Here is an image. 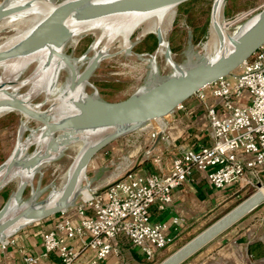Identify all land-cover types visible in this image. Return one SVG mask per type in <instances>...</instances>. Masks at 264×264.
Instances as JSON below:
<instances>
[{
    "label": "water",
    "instance_id": "water-1",
    "mask_svg": "<svg viewBox=\"0 0 264 264\" xmlns=\"http://www.w3.org/2000/svg\"><path fill=\"white\" fill-rule=\"evenodd\" d=\"M185 1L188 0H66L55 5L50 12L34 24L24 37L1 48L0 65L46 48H52L56 55L62 57L73 70L72 85L74 86L77 79L76 62L80 59L71 57L62 51L74 36V32L67 24L69 19L90 21L126 13L147 14L176 6ZM216 4L217 0L214 2L213 10ZM9 15L5 14L0 19ZM229 41L232 49L226 54L215 60L202 57L203 59L186 66L185 69L176 63L173 74L161 80L156 79L157 74H155L153 80L150 79L141 91L123 100L108 101L97 95L80 94L73 102L76 111L59 118L52 113L50 106L42 109L48 100L32 105L28 100L11 92L7 83H1L0 91L4 94V97L0 98V111L3 110L1 113L17 111L27 119L38 122L40 142L34 140L35 134L29 135L23 141L26 129L22 131L23 125H21L15 149L11 156L0 165V168L4 167L0 175V192L17 175L21 176L16 191L0 208V243L26 225L62 213L74 205L81 195L82 175L85 174L94 156L108 144L139 129L154 118L166 117L199 90L240 68L264 43V9L258 14L255 22L240 35L230 34ZM51 59L48 58V61ZM102 60L103 57L96 53L81 72V80L89 82ZM102 129H108L109 132L84 147L55 202H51L50 195L38 201L40 190H33L31 198L24 199L30 179L40 171L44 163L54 159L65 148L80 140L87 133ZM35 143L39 146L32 153H28L27 149ZM135 171V169L131 170L127 175ZM263 202L264 185H259V189L254 193L159 264L183 263Z\"/></svg>",
    "mask_w": 264,
    "mask_h": 264
},
{
    "label": "rangeland",
    "instance_id": "rangeland-1",
    "mask_svg": "<svg viewBox=\"0 0 264 264\" xmlns=\"http://www.w3.org/2000/svg\"><path fill=\"white\" fill-rule=\"evenodd\" d=\"M8 1L12 0H0V5ZM64 1L66 0H51V4L55 6ZM214 2L215 0H188L176 6L147 14L115 16L118 18V21L113 16L114 19L111 17L110 19L107 18L109 22H112L109 29L86 30L78 35L74 33V36L64 46L62 51L71 57L80 59L78 63L80 72L87 67L91 58L98 51L105 49L106 46L109 54V56L100 62L90 77V85L86 86L83 91L76 93V95L82 93L97 95L99 98L109 101L123 100L133 93L141 91L150 81L152 71L151 60L153 58H155L158 70L156 79L161 80L173 74L175 72L173 65L168 64L167 58L158 52L160 48L158 35L153 32L143 34V31L152 26L154 21V24L157 22L166 29L165 40L168 42L171 57L175 63L188 66L203 59L202 57H213L217 51L206 50L204 45L211 37L210 25ZM263 9L264 0H224L221 19L222 22L224 21V25L228 27L229 32L237 36L255 22L258 14ZM9 16L0 19V49L19 39L37 21H31L29 16L23 14ZM130 18L133 20H129ZM121 19H123V22ZM126 20H129L130 23L138 21L129 39L132 45L130 51L125 50L123 47L124 39L120 34L121 32L117 34L112 33L116 30L119 31L123 25L122 23ZM112 35L113 38L111 39ZM93 45H95L94 48ZM222 48V53L231 50L229 44H225ZM37 54L40 55L39 53ZM26 59L20 61L16 67L1 64L0 84H14L11 86V89L21 98L28 100L32 105H38L48 100L42 106V109L53 106L52 112L56 117L71 113L73 110L65 104L64 98H62L65 93L68 97L74 95L65 91L69 73L65 69H61L58 76H55L53 68H51L53 65L46 66L44 64L46 58L42 56L29 58V61L28 58ZM240 71V68H238L232 75H237ZM245 95L247 94L245 93ZM15 119L18 120V116H15ZM21 122L22 127L26 129L23 141L29 135L39 132L38 128L40 124L38 122L29 120L24 116L21 117ZM86 143L87 141L80 140L74 142L54 159L43 165L42 169L30 179V184L24 193V199L29 200L33 190H40L37 198L38 201L46 199L54 191L58 190L67 178L69 171H71L70 168H72ZM35 144L27 149L28 153H32L39 146L38 143ZM106 147L100 150L94 158L98 154H101ZM120 154L121 157L125 155V152ZM94 158L86 170V176L81 181L80 188H85L88 184L87 177L90 178L93 175ZM119 165L126 168L129 167L124 164L122 158L121 160L118 158L112 164H108L109 167L103 170L114 171V167ZM19 180V177L13 179L2 189L0 192V208L7 198L16 191ZM91 185L92 187H96L92 183ZM234 188L223 189V191L228 190L232 191V193L219 206V211L214 216L211 218L208 216L203 217L193 226L189 233H185L181 238L175 239L150 264H159L192 237L196 236L219 217L227 213L228 210L257 190V188L245 190L239 186ZM262 207H264V202L258 208Z\"/></svg>",
    "mask_w": 264,
    "mask_h": 264
},
{
    "label": "built area",
    "instance_id": "built-area-1",
    "mask_svg": "<svg viewBox=\"0 0 264 264\" xmlns=\"http://www.w3.org/2000/svg\"><path fill=\"white\" fill-rule=\"evenodd\" d=\"M240 70L194 94L206 107L211 144L184 148L168 172H134L111 184L106 195L91 191L90 198H81L77 204L78 221L65 218L56 222L42 235V252L25 255V264H38L52 253L58 255V264H99L117 252L112 241L121 236L154 261L175 240L167 231L172 225L178 226L180 219L156 222L151 207L158 203L165 209L172 202L174 189L186 183L194 169L205 172L216 189L239 186L250 190L264 185V43ZM157 135L154 132L152 137ZM154 161L159 163L161 157ZM75 239L94 250L89 261L70 244ZM14 242L7 238L0 249L6 250Z\"/></svg>",
    "mask_w": 264,
    "mask_h": 264
},
{
    "label": "crops",
    "instance_id": "crops-1",
    "mask_svg": "<svg viewBox=\"0 0 264 264\" xmlns=\"http://www.w3.org/2000/svg\"><path fill=\"white\" fill-rule=\"evenodd\" d=\"M244 96L247 98V95ZM15 116H18V120ZM22 116L17 111L0 114V165L15 149ZM160 120L149 121L139 129L111 142L94 158L93 175L87 177V185L92 183L96 186L92 191L99 190L106 195L111 184L124 179L128 172L134 169L139 174L168 172L181 150L187 147L199 148L213 141L206 107L195 95L184 102L183 108L176 109L169 117ZM162 129L165 130L164 133ZM154 132L158 133L155 139L152 137ZM123 152L125 155L120 157ZM157 156L161 157L159 163L154 161ZM118 158H122L124 164L129 167L119 165L114 167V171L103 170ZM234 187L237 186L227 189ZM231 193L232 191L214 188L205 172L194 169L189 180L174 189L172 202L165 209H160L158 203L152 205L151 216L156 222L168 223L178 217L180 224L172 225L167 234L174 239L181 238L203 217L214 216ZM81 198L82 194L66 211L28 224L13 233L10 237L15 242L6 250L0 249V264H25V255L40 254L43 250L44 232L52 230L56 222L65 218L78 221L77 204ZM112 243L117 252H112L99 264H150L155 261L147 259L141 250L133 247L125 237H118ZM70 244L83 252L82 258L86 261L95 254L94 250L83 246L81 239L72 240ZM59 262L58 255L52 253L49 258L40 259L38 264ZM181 264H264V207H257Z\"/></svg>",
    "mask_w": 264,
    "mask_h": 264
},
{
    "label": "bare ground",
    "instance_id": "bare-ground-1",
    "mask_svg": "<svg viewBox=\"0 0 264 264\" xmlns=\"http://www.w3.org/2000/svg\"><path fill=\"white\" fill-rule=\"evenodd\" d=\"M102 1H106V0H102ZM223 2H224V0H217V4H216V6H215V8L213 10V13H212V20H211V25H210L211 37L204 45V48L206 50H211L213 52L217 51L216 54L213 57H209V58L207 56L205 57V58H208L209 60H215L219 56H221L223 54H226L228 51L225 52V53L221 52L222 49H223L222 47H224L225 44H229L231 46V49H232V45L230 44V41H229V35L231 33L229 32L228 27L226 25H224V21L222 22V19H221V10H222V7H223ZM53 8H54V5L51 4V0H12V1H8V2L0 5V17L4 16L5 14L6 15L10 14V16H12L14 14H23V15L29 16L31 21H34V20L38 21L41 18H43L48 12H50ZM129 14H139V13H126V14L114 15V17L115 16H122V15H129ZM110 17L112 19H114L113 16H110ZM110 17H104V18L90 20V21H75L73 19H69L67 24L70 27V29H72V31L76 35H78V34L83 33L86 30L90 31V30H98V29H100V30L101 29L102 30L103 29H109L110 28V24L112 23V22L108 21V19H110ZM115 18L118 21V18L117 17H115ZM121 20L123 22V19H121ZM129 20H133V19L130 18ZM129 20H126V21H124V23H122L123 25H122V27L120 28L119 31L116 30L115 32H112L113 34H117V33L121 32L120 34L122 35V37L124 39L123 47L127 51H130V48L132 47V45L130 44L129 39H130V36L133 33V31H134V29H135V27L137 26V23H138V21L136 23L135 22H131L130 23ZM154 22H153L152 26L148 27L147 29H145V31H143V34L148 33V32H153V33H156L159 36V38H160V48H159V51H158L159 54L164 55L167 58L168 62H169L168 64H171V65H173V67H175L176 63L172 60V57L170 56L168 42L165 40L166 29H164L161 26V24H159L157 22L154 24ZM30 30H31V28H30ZM30 30H28L20 38L24 37ZM231 35H236V34L232 33ZM142 36H144V35H142ZM112 38H113V35H112L111 39ZM19 39H17V40H19ZM14 42H12V43H14ZM12 43H10V44H12ZM94 47H95V45H93V48ZM218 50H220V51L218 52ZM37 53H39L40 55H38ZM97 53L100 56H102L103 59L106 58L107 56H109L107 46H106L105 49L100 50ZM36 56H42V57L46 58V61L44 63L46 66L47 65L49 66L50 64L53 65L51 68H53V73H54L55 76H58V74H59L61 69H65L69 73L68 81L66 80L67 84H66L65 91L68 92V93L74 94V95L68 97L66 95V93H65L62 96V98H64L65 104L69 108L71 107V109L73 110L72 112L76 111V108H75L73 102H74V100H76L78 98V96L80 94H82V93H80L79 95H76V93L83 91L86 86L90 85V83L87 80H81V78H80L81 77V72L79 71V66H78L79 62H76V69H77L76 78L77 79H76V83H75L74 86L72 85L73 70L62 59V57L56 55V53L53 51L52 48L43 49V50L38 51V52H36V53H34L32 55L11 60V61H9V62H7L5 64L10 66V67H16L20 63V61H22V60L24 61L26 58H28V61H29L30 60L29 58L32 59V58H35ZM48 58H52V59L50 61H48ZM151 62H152L151 79L153 80V78H154L155 74H157L158 70H157V65H156V62H155V58H153L151 60ZM23 64H25V63H23ZM179 65H180L181 68H184V69L186 68V65H183V64H179ZM7 84L9 85L8 89L11 92H13L14 94H16L11 89V86H13L14 84H10V83H7ZM2 97H4V94L0 91V98H2ZM51 109H53V106L51 107ZM1 112H3V110H1L0 113ZM169 116H170V114L167 115L166 117H169ZM57 118H59V117H57ZM151 121H158L159 122L161 120H160V118H154ZM24 129H25V127H22V131H24ZM108 132H109L108 129H102V130L94 131V132H91V133H87L86 135H84L80 139V141H87L86 145H88V144L98 140L99 138L103 137ZM34 140H36L37 142H40L38 133H36L34 135ZM21 143H20V145H22ZM41 143L43 144L42 141H41ZM79 157H80V154L77 157L76 161L74 162L72 168H70L71 171H69V174H68L67 178L65 179V181L63 182L62 186L58 190L54 191L53 194L51 195V198H50L51 202H55L58 199V197L60 196L61 191L64 188V186H65V184H66V182H67V180H68V178H69V176H70V174H71L76 162L78 161ZM3 168L4 167L0 168V175L3 172ZM85 176H86V172H85V174L82 175L80 181H82ZM17 177L20 178L21 176L17 175L15 178H17ZM92 189H94V187H92L91 183L89 185H87L85 188H81L80 191H81V194H82V198H85V199L90 198V196L92 194L91 193ZM34 193L38 194V193H36V191H34ZM35 194L33 196H35Z\"/></svg>",
    "mask_w": 264,
    "mask_h": 264
},
{
    "label": "trees",
    "instance_id": "trees-1",
    "mask_svg": "<svg viewBox=\"0 0 264 264\" xmlns=\"http://www.w3.org/2000/svg\"><path fill=\"white\" fill-rule=\"evenodd\" d=\"M108 101H109V100H108ZM251 193H252V192H251ZM238 204H239V203H238ZM235 206H236V205H235ZM235 206H234V207H235ZM232 208H233V207H232ZM232 208H231V209H232ZM231 209H230V210H231ZM228 211H229V210H228ZM228 211H227V212H228ZM219 218H220V217H219ZM219 218H218V219H219ZM211 224H212V223H211ZM192 238H193V237H192ZM192 238H191V239H192Z\"/></svg>",
    "mask_w": 264,
    "mask_h": 264
}]
</instances>
